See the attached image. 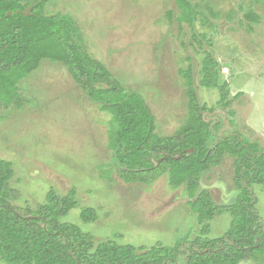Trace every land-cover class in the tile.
<instances>
[{
	"label": "rangeland",
	"instance_id": "374dc122",
	"mask_svg": "<svg viewBox=\"0 0 264 264\" xmlns=\"http://www.w3.org/2000/svg\"><path fill=\"white\" fill-rule=\"evenodd\" d=\"M43 1L44 16L71 15L89 56L143 97L158 138H180L188 128L190 98L181 74L187 71L201 104L213 110L206 118L219 126L214 141L239 134L264 150V0H188L201 12L193 26L178 22L175 0ZM209 56L220 88L201 84ZM19 92L20 104L0 111V160L11 163L9 184L18 193L13 207L36 212L51 190L74 191L77 206L62 222L89 233L93 250L107 241L173 247L229 230L231 216L217 214L204 233L185 188H171L166 172L126 180L114 161L112 116L89 99L68 66L43 60ZM233 164L226 156L202 178V189L219 205L235 201ZM253 188L264 222V187ZM86 209L96 213L95 222L81 219Z\"/></svg>",
	"mask_w": 264,
	"mask_h": 264
},
{
	"label": "trees",
	"instance_id": "16d2710c",
	"mask_svg": "<svg viewBox=\"0 0 264 264\" xmlns=\"http://www.w3.org/2000/svg\"><path fill=\"white\" fill-rule=\"evenodd\" d=\"M175 1L178 22L193 26L201 12L188 0ZM43 5V0H0V111L20 104V83L43 60L64 64L89 99L112 116L114 161L126 180L166 172L171 188H185L188 206L204 233L217 214L228 213L232 220L217 239H180L173 247L139 249L107 241L93 250L89 233L62 222L77 206L74 191L60 195L51 190L36 212L15 208L10 204L18 196L9 184L12 165L0 160V259L6 264H240L249 258L264 259V222L253 188L264 187V150L239 134L214 141L219 126L206 118L213 110L201 104L187 71L181 74L190 98L188 128L180 138H158L155 117L143 97L126 91L89 56L71 15L44 16ZM215 65L210 56L203 61L205 88H220ZM226 100L223 94L222 102ZM226 156L234 160L237 195L232 203L219 205L202 189L201 181ZM81 219L95 222L97 215L86 209Z\"/></svg>",
	"mask_w": 264,
	"mask_h": 264
},
{
	"label": "water",
	"instance_id": "95a60500",
	"mask_svg": "<svg viewBox=\"0 0 264 264\" xmlns=\"http://www.w3.org/2000/svg\"><path fill=\"white\" fill-rule=\"evenodd\" d=\"M10 14H11V12H9V15H10ZM180 156H181V155H180ZM180 156H179V157H180ZM168 157H170V156H168ZM179 157H175V158L177 159V158H179ZM160 161H162V159H161Z\"/></svg>",
	"mask_w": 264,
	"mask_h": 264
}]
</instances>
